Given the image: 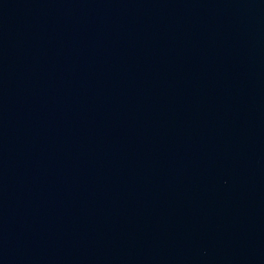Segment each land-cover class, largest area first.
<instances>
[{
    "label": "water",
    "instance_id": "1",
    "mask_svg": "<svg viewBox=\"0 0 264 264\" xmlns=\"http://www.w3.org/2000/svg\"><path fill=\"white\" fill-rule=\"evenodd\" d=\"M0 264H264V0H0Z\"/></svg>",
    "mask_w": 264,
    "mask_h": 264
}]
</instances>
